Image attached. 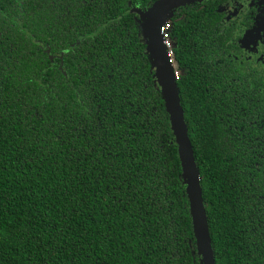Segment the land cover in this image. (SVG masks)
<instances>
[{"label": "trees", "instance_id": "obj_1", "mask_svg": "<svg viewBox=\"0 0 264 264\" xmlns=\"http://www.w3.org/2000/svg\"><path fill=\"white\" fill-rule=\"evenodd\" d=\"M155 1L0 0V264H200ZM226 1L173 11L175 82L215 264H264V69Z\"/></svg>", "mask_w": 264, "mask_h": 264}, {"label": "water", "instance_id": "obj_2", "mask_svg": "<svg viewBox=\"0 0 264 264\" xmlns=\"http://www.w3.org/2000/svg\"><path fill=\"white\" fill-rule=\"evenodd\" d=\"M197 1L201 0H156L146 12L139 9L135 11L139 16L144 41L148 45L147 52L150 54L155 67L156 82L162 92L171 130L177 145L200 264H215L199 171L195 163L183 108L174 79V67L167 56L160 34L161 27L170 19L176 8ZM251 30H248L245 35Z\"/></svg>", "mask_w": 264, "mask_h": 264}, {"label": "flooded vegetation", "instance_id": "obj_3", "mask_svg": "<svg viewBox=\"0 0 264 264\" xmlns=\"http://www.w3.org/2000/svg\"><path fill=\"white\" fill-rule=\"evenodd\" d=\"M229 3L239 6V11L237 14L227 20L226 13V21H232L235 18L240 20V18L249 19L250 23L247 24V27L242 28L240 35L247 28L250 30L254 27L258 28V33L255 39L256 47L253 49L255 52L249 53L244 49L245 44L251 40H244L243 42L236 43L237 48L239 49V55L243 57L245 61L248 62H256L257 65L263 67L264 69V0H227L223 7L227 6ZM238 41V39H236ZM246 48L251 49V46H247Z\"/></svg>", "mask_w": 264, "mask_h": 264}, {"label": "rangeland", "instance_id": "obj_4", "mask_svg": "<svg viewBox=\"0 0 264 264\" xmlns=\"http://www.w3.org/2000/svg\"><path fill=\"white\" fill-rule=\"evenodd\" d=\"M262 1V0H259ZM224 11L226 13V17L227 20L233 18L237 12L239 11V6L238 5H234L232 3H229L227 6L224 7ZM258 33V28L254 27L248 34H244V36L241 39V42H243L244 40H248V38L251 40H249L245 46L244 49L249 52V53H253L255 52V50H253L256 47V43H255V39ZM251 46V49L246 48L247 46Z\"/></svg>", "mask_w": 264, "mask_h": 264}, {"label": "built area", "instance_id": "obj_5", "mask_svg": "<svg viewBox=\"0 0 264 264\" xmlns=\"http://www.w3.org/2000/svg\"><path fill=\"white\" fill-rule=\"evenodd\" d=\"M170 29H171V23L169 20H167L164 25L160 29V34L162 35L163 39V45L166 49L167 56L169 57L172 65H173V56H174V51H173V42L172 38L170 36ZM178 71L174 69V79H178Z\"/></svg>", "mask_w": 264, "mask_h": 264}]
</instances>
